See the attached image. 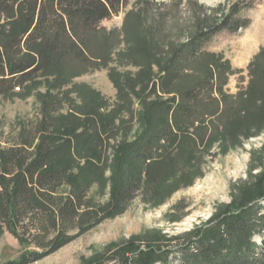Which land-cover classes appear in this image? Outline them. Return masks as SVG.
<instances>
[{
    "label": "rangeland",
    "instance_id": "obj_1",
    "mask_svg": "<svg viewBox=\"0 0 264 264\" xmlns=\"http://www.w3.org/2000/svg\"><path fill=\"white\" fill-rule=\"evenodd\" d=\"M234 6L238 11L232 18L242 25L231 29L229 19L228 28L212 31ZM12 26L13 21L1 18L0 35ZM202 31L210 35L192 57L187 45ZM96 32L89 61L78 64L82 73L70 83L57 87L50 71H40L20 88L0 95L2 144L24 135L31 120L42 116L43 101L58 96L57 125H86L90 113L112 118L106 150L112 163L114 147L142 128L140 95L146 101L165 100L203 80L208 88L199 105L209 114L207 124L185 133L204 136L206 142L197 147L192 166L179 168L173 178L179 188L162 203L139 196L122 214L84 233L74 231L75 237L58 249H39L5 230L0 264L17 262L35 250L48 253L29 264H115L107 258L123 242L138 240L140 248L162 246L167 240L183 243L264 175V0H122L120 12L100 22ZM217 106L221 114L211 117ZM178 150L180 143L164 150V162ZM110 175L107 167L103 179L93 182L100 198L109 196ZM254 239L264 247L260 236Z\"/></svg>",
    "mask_w": 264,
    "mask_h": 264
},
{
    "label": "trees",
    "instance_id": "obj_2",
    "mask_svg": "<svg viewBox=\"0 0 264 264\" xmlns=\"http://www.w3.org/2000/svg\"><path fill=\"white\" fill-rule=\"evenodd\" d=\"M121 4L122 0H0V19L14 24L0 35V95L20 88L40 71H50L57 87L70 83L82 73L78 64L89 61L100 22L118 14ZM237 11L234 6L212 31L228 28L229 19L231 29H237L242 25L232 18ZM209 35L202 31L187 45L192 57ZM207 83L200 81L165 100L146 101L140 95L142 128L114 147L112 163L106 158L112 118L90 113L86 125H57L60 98L43 101L42 116L31 120L24 135L8 145L0 141V236L9 230L39 249H58L75 237L74 231L84 233L122 214L139 196L152 204L165 201L179 188L173 179L183 169L179 168L192 166L197 147L206 142L204 136H186L185 131L207 124L209 114L199 105ZM219 114L217 106L210 116ZM174 143H180V150L164 162L161 153ZM107 167L111 189L108 198H100L92 186L103 179ZM106 188L103 185L102 194ZM262 200L264 175L242 188L237 200L183 243L167 240L162 246L140 248L138 240H131L111 249L107 259L115 264H264V247L254 239L264 240ZM47 253L35 250L8 264H29Z\"/></svg>",
    "mask_w": 264,
    "mask_h": 264
}]
</instances>
